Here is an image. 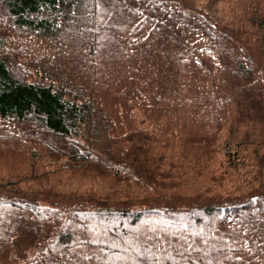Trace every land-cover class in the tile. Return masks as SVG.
Returning <instances> with one entry per match:
<instances>
[{
    "label": "trees",
    "instance_id": "16d2710c",
    "mask_svg": "<svg viewBox=\"0 0 264 264\" xmlns=\"http://www.w3.org/2000/svg\"><path fill=\"white\" fill-rule=\"evenodd\" d=\"M88 1L0 0V128L32 143L30 178L0 179V264H264V43L194 0ZM67 25L91 63L16 45L72 49ZM229 167L244 187H217ZM64 169L112 184L54 188Z\"/></svg>",
    "mask_w": 264,
    "mask_h": 264
},
{
    "label": "rangeland",
    "instance_id": "374dc122",
    "mask_svg": "<svg viewBox=\"0 0 264 264\" xmlns=\"http://www.w3.org/2000/svg\"><path fill=\"white\" fill-rule=\"evenodd\" d=\"M82 1L84 4H88L89 2L88 0ZM194 2L197 5H202L201 7L209 9L210 16L216 19V23H218V25L220 24L221 27L225 26L227 28H239V30L237 31V37L241 38L242 41L247 42V46L250 49L257 50V48H259V44L264 43V0H194ZM104 4L105 3H103L102 6H104ZM102 9L98 10V21L101 20V13L104 14ZM75 18H78V15H75ZM115 24L116 23H110V27L115 26ZM103 36L104 38H101L99 42L106 41L107 43H110V41L113 40V34L111 32L108 34H103ZM13 37V31L5 28L0 18V54H8L13 51V46L11 45V40L13 39ZM15 38L16 45L24 44V46H26L28 51L30 52V55L33 56L34 61L37 63H45L50 58L58 59L60 63L67 64V66L75 69L77 65L82 67V63L80 62V59H82V57L88 59L87 56H84L83 53H80L78 50H76L77 47H80L81 45L77 41L79 36L74 28L69 25H67L64 29L62 40L65 38L66 42L71 43L69 47L73 50H66L63 49V47L58 51H54V48L47 51L48 47L45 43H43L41 38L32 37L27 41H23V34L21 32H18ZM85 42H88V39H84V43H82L81 45L82 49L85 48ZM236 45L243 46L244 44L237 43ZM243 47L244 49H247L245 45ZM24 59H29V57H25ZM92 60H94V58L88 59V62L91 63ZM25 68L27 67L21 66V70L24 71V73L28 71ZM35 70L36 68H34V73H36ZM36 74L39 76L38 73ZM1 125H3L4 129H8V131L14 130L10 125L5 124V122L2 123V121L0 120V127ZM8 131L0 128V179L5 180L6 178L23 176H27V178H30V147H32V143L30 142L28 137H24L25 140L22 141L18 139L19 136L17 138V136L11 135V133ZM240 165L241 163H238L239 167ZM48 169L49 168H46L45 170ZM227 171L231 173V175L229 173H225L223 178L221 179V183L217 184V187L220 185L227 186L229 184L236 187L245 186L240 173H236L235 170L230 169V167L227 169ZM250 172L252 173V170L246 171V175L248 176ZM44 176L48 178L49 183L54 185V188L60 190H82L89 187L108 189L112 184V179L110 176L88 172L83 169H64L48 173V175L44 174ZM26 183L28 184V180H23V182L18 183V185L24 186L26 185ZM8 222V216L0 215V234L4 232L3 225L8 224ZM6 247L7 246L2 248L0 243V259H2V256L6 251ZM16 248L20 249L19 246L15 245L11 248V251Z\"/></svg>",
    "mask_w": 264,
    "mask_h": 264
}]
</instances>
